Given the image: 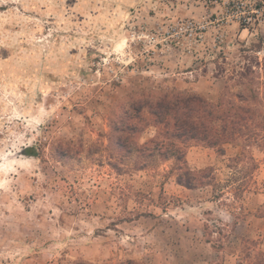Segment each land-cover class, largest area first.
<instances>
[{
  "label": "rangeland",
  "instance_id": "374dc122",
  "mask_svg": "<svg viewBox=\"0 0 264 264\" xmlns=\"http://www.w3.org/2000/svg\"><path fill=\"white\" fill-rule=\"evenodd\" d=\"M251 89L264 97V0H0V264H236L237 237L264 253L263 151L242 192L240 146L193 141L182 164L171 146L138 157L151 116L117 129L142 95Z\"/></svg>",
  "mask_w": 264,
  "mask_h": 264
},
{
  "label": "trees",
  "instance_id": "16d2710c",
  "mask_svg": "<svg viewBox=\"0 0 264 264\" xmlns=\"http://www.w3.org/2000/svg\"><path fill=\"white\" fill-rule=\"evenodd\" d=\"M245 78V73H241ZM245 85L244 82L241 83ZM225 99L220 97L218 102H210L202 96L148 94L136 98L130 103L125 112L128 125L117 128L121 133H131V136L141 131V124L148 121L150 116L154 126L161 132L147 143L137 145L138 157L161 156L165 147L171 148L176 161L182 164L186 161L185 148L190 142L196 141L208 147L216 149L221 156L226 155L228 145L241 147V151L229 158L228 168L236 175L244 163L243 176L240 184L234 186L235 190L245 192L252 184L254 172L258 168V162L250 150L257 148L264 152V106L250 104L260 103L259 93L250 90L232 92ZM148 114L149 116H145ZM24 153L28 156H37L34 147H27ZM168 157V156H167ZM212 177L214 169L211 170ZM231 179L237 180L234 176ZM213 178L215 179L214 175ZM216 180V179H215ZM235 183V181H232ZM204 183V182H203ZM209 184V183H208ZM211 184V183H210ZM240 243L234 247V253L238 257L236 264H264V253L260 251V241L249 237H237ZM71 264H113L107 262H92L87 260H75ZM119 264H143L134 259H127Z\"/></svg>",
  "mask_w": 264,
  "mask_h": 264
},
{
  "label": "built area",
  "instance_id": "2783aa9c",
  "mask_svg": "<svg viewBox=\"0 0 264 264\" xmlns=\"http://www.w3.org/2000/svg\"><path fill=\"white\" fill-rule=\"evenodd\" d=\"M188 27H190V30L191 31H195V30H201L202 28H203V26H198V25H195V24H193V23H190L189 25H188Z\"/></svg>",
  "mask_w": 264,
  "mask_h": 264
}]
</instances>
